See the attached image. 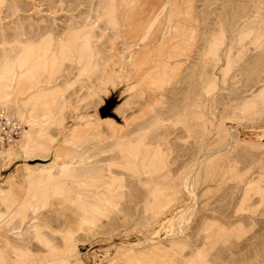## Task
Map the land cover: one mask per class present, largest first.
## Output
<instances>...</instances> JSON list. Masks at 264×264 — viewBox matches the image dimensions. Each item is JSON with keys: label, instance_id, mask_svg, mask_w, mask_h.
I'll return each mask as SVG.
<instances>
[{"label": "rangeland", "instance_id": "rangeland-1", "mask_svg": "<svg viewBox=\"0 0 264 264\" xmlns=\"http://www.w3.org/2000/svg\"><path fill=\"white\" fill-rule=\"evenodd\" d=\"M21 73L60 121L0 157V264H264V0H0Z\"/></svg>", "mask_w": 264, "mask_h": 264}, {"label": "bare ground", "instance_id": "bare-ground-1", "mask_svg": "<svg viewBox=\"0 0 264 264\" xmlns=\"http://www.w3.org/2000/svg\"><path fill=\"white\" fill-rule=\"evenodd\" d=\"M217 52L218 51H216V53H214V54L218 55ZM215 57H218V56H215ZM15 70H16V68H15ZM24 85H26V88H23ZM6 88L8 90V93L6 95L0 96V105L5 106V105L11 104L13 106L12 109L14 108V110L17 113L24 114L25 110H27V107H30L29 106L30 103L27 101L29 103V105H27L26 100L23 101L22 99H20V97H22L23 95H25L27 93L31 94V93L37 92L40 89V83L33 76L27 75L25 73H21L20 75L14 74L11 78V81L6 85ZM15 90H17L18 96L12 95L15 92ZM18 90H19V92H18ZM44 92L45 91H43L41 93L44 94ZM39 94H40V92H39ZM40 98H42V97H40ZM32 99H35V98H32ZM22 107L25 110H22ZM39 121L40 122H37L32 127H30L28 130H26L23 134V137H20V139L15 144H13L9 147L0 148V157L4 158L6 156H12L14 154L21 155V156L25 157L26 159L39 157V156L43 157V155H45L44 157H46V155L50 151H48L47 147H45L44 145H41L38 142H36V138L40 137V136H42V137L47 136L49 131L55 126L54 124L57 121H60V119H59V117L43 114L40 116ZM30 150L35 152V156L28 157V152ZM77 157H78V152H74V153L69 154L67 156L68 161L62 163V165H63L62 170L67 171V170L73 169L75 166V161H76ZM38 159H39L38 161H41V162L47 161L46 159H43V158H38ZM36 165L40 166V165H44V163L36 164ZM27 180H28V177H27ZM94 203L96 205H102L103 204L102 200H99V199L94 200Z\"/></svg>", "mask_w": 264, "mask_h": 264}, {"label": "built area", "instance_id": "built-area-1", "mask_svg": "<svg viewBox=\"0 0 264 264\" xmlns=\"http://www.w3.org/2000/svg\"><path fill=\"white\" fill-rule=\"evenodd\" d=\"M23 122L11 112L0 110V148L15 144L21 137L25 127Z\"/></svg>", "mask_w": 264, "mask_h": 264}]
</instances>
